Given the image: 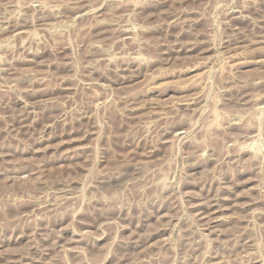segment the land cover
Instances as JSON below:
<instances>
[{
    "label": "rangeland",
    "instance_id": "obj_1",
    "mask_svg": "<svg viewBox=\"0 0 264 264\" xmlns=\"http://www.w3.org/2000/svg\"><path fill=\"white\" fill-rule=\"evenodd\" d=\"M0 264H264V0H0Z\"/></svg>",
    "mask_w": 264,
    "mask_h": 264
}]
</instances>
